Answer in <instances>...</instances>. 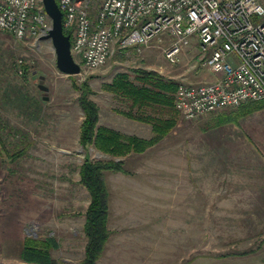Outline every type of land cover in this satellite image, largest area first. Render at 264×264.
Segmentation results:
<instances>
[{
  "label": "rangeland",
  "instance_id": "obj_1",
  "mask_svg": "<svg viewBox=\"0 0 264 264\" xmlns=\"http://www.w3.org/2000/svg\"><path fill=\"white\" fill-rule=\"evenodd\" d=\"M161 38L116 51L102 68L66 75L51 40L22 41L0 30V264H43L24 259L29 237L56 244L45 264L81 263L91 201L80 183L86 156L124 160L127 171L105 172L112 234L97 264H224L243 255L264 257V107L195 119L177 114L170 134L125 157L80 142L78 87L84 83L99 106L101 126L148 139L151 126L129 120L127 100L108 90L117 73L144 69L178 82L183 76L216 79L202 65L196 43L175 65L164 56L173 37ZM40 75L46 90L39 87Z\"/></svg>",
  "mask_w": 264,
  "mask_h": 264
},
{
  "label": "built area",
  "instance_id": "obj_2",
  "mask_svg": "<svg viewBox=\"0 0 264 264\" xmlns=\"http://www.w3.org/2000/svg\"><path fill=\"white\" fill-rule=\"evenodd\" d=\"M64 31L81 73L107 64L116 51L148 46L161 35L164 49L178 65L193 43L213 81L183 76L175 108L183 118L264 101V0H58ZM52 25L42 0H0V30L19 40L39 42ZM70 35V37H71ZM194 59V57H193ZM198 67L193 62L191 70Z\"/></svg>",
  "mask_w": 264,
  "mask_h": 264
},
{
  "label": "trees",
  "instance_id": "obj_3",
  "mask_svg": "<svg viewBox=\"0 0 264 264\" xmlns=\"http://www.w3.org/2000/svg\"><path fill=\"white\" fill-rule=\"evenodd\" d=\"M64 32L71 35L68 31ZM22 69L26 74L29 71L27 66H23ZM133 72V75L129 72L117 73L112 83L108 85V90L120 99L127 100L128 110L123 112L134 120L150 124L154 135L150 139H144L136 135L127 136L101 126L99 106L89 98L91 88L88 83H84L78 87L82 91L80 105L84 119L80 142L84 148L93 143L99 150L113 157L142 153L170 134L177 125L178 112L174 108V101L179 82L153 70L135 69ZM241 106L252 112L264 107V101L249 102ZM123 165L124 160L104 161L86 156L80 167V183L88 190L91 198L85 213L84 232L87 238L85 257L80 264H97L104 255L112 234L108 227L109 191L104 176L106 171L126 173ZM51 242L52 239L26 238L22 251L24 259L45 264L51 259L49 250L53 248L52 246L56 247V244L52 242L51 245Z\"/></svg>",
  "mask_w": 264,
  "mask_h": 264
},
{
  "label": "water",
  "instance_id": "obj_4",
  "mask_svg": "<svg viewBox=\"0 0 264 264\" xmlns=\"http://www.w3.org/2000/svg\"><path fill=\"white\" fill-rule=\"evenodd\" d=\"M46 12L51 18L52 25L44 40H51L56 53V64L60 72L66 75H78L81 73V65L75 60L71 52V37L64 32L63 15L57 0H42ZM44 76H39L40 89L44 87Z\"/></svg>",
  "mask_w": 264,
  "mask_h": 264
},
{
  "label": "crops",
  "instance_id": "obj_5",
  "mask_svg": "<svg viewBox=\"0 0 264 264\" xmlns=\"http://www.w3.org/2000/svg\"><path fill=\"white\" fill-rule=\"evenodd\" d=\"M174 108H175V101H174ZM175 110L177 111V109L175 108ZM178 112V111H177ZM178 114L180 115V113L178 112ZM128 117V116H127ZM129 120H132L134 122H139L137 120H134L130 117H128ZM141 123V122H139ZM143 123V122H142ZM178 124V122H177ZM150 125V124H149ZM151 126V125H150ZM177 126V125H176ZM264 126V125H263ZM263 130H264V127H262ZM151 130H152V126H151ZM152 133L154 135V132L152 130ZM152 135V136H153ZM136 136H139V135H136ZM140 137V136H139ZM146 138V137H145ZM151 138V137H148V139ZM251 258V260L249 259ZM224 264H264V257H257V259H253L252 257H249L248 255H243L241 257H236V258H232V259H227Z\"/></svg>",
  "mask_w": 264,
  "mask_h": 264
}]
</instances>
